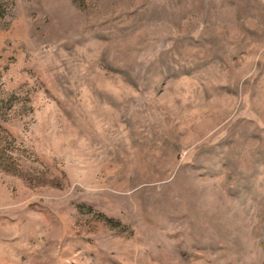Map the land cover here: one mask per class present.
I'll list each match as a JSON object with an SVG mask.
<instances>
[{
    "label": "rangeland",
    "instance_id": "374dc122",
    "mask_svg": "<svg viewBox=\"0 0 264 264\" xmlns=\"http://www.w3.org/2000/svg\"><path fill=\"white\" fill-rule=\"evenodd\" d=\"M0 264H264V0H0Z\"/></svg>",
    "mask_w": 264,
    "mask_h": 264
}]
</instances>
